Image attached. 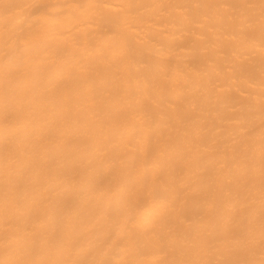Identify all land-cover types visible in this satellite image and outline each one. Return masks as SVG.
<instances>
[{
    "label": "bare ground",
    "instance_id": "bare-ground-1",
    "mask_svg": "<svg viewBox=\"0 0 264 264\" xmlns=\"http://www.w3.org/2000/svg\"><path fill=\"white\" fill-rule=\"evenodd\" d=\"M0 264H264V0H0Z\"/></svg>",
    "mask_w": 264,
    "mask_h": 264
}]
</instances>
